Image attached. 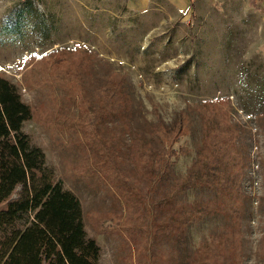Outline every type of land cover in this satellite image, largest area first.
<instances>
[{
    "label": "rangeland",
    "instance_id": "obj_1",
    "mask_svg": "<svg viewBox=\"0 0 264 264\" xmlns=\"http://www.w3.org/2000/svg\"><path fill=\"white\" fill-rule=\"evenodd\" d=\"M0 76L99 264H264V0H0Z\"/></svg>",
    "mask_w": 264,
    "mask_h": 264
},
{
    "label": "trees",
    "instance_id": "obj_2",
    "mask_svg": "<svg viewBox=\"0 0 264 264\" xmlns=\"http://www.w3.org/2000/svg\"><path fill=\"white\" fill-rule=\"evenodd\" d=\"M31 115L17 86L0 76V264H99L100 246L87 236L79 198L63 188L47 168L41 147L22 129ZM183 129L181 116L158 132L164 145L157 155L165 165L178 153L171 132L180 135ZM197 164L177 182L176 191L200 182ZM204 214L191 204L185 220L191 223Z\"/></svg>",
    "mask_w": 264,
    "mask_h": 264
}]
</instances>
